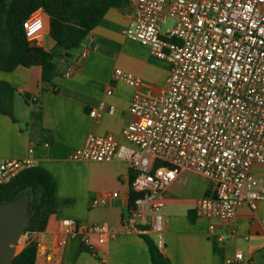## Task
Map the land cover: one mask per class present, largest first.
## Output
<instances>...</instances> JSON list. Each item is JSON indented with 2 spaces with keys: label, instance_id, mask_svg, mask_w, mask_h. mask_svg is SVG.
<instances>
[{
  "label": "built area",
  "instance_id": "obj_1",
  "mask_svg": "<svg viewBox=\"0 0 264 264\" xmlns=\"http://www.w3.org/2000/svg\"><path fill=\"white\" fill-rule=\"evenodd\" d=\"M129 4L132 19L125 35L168 62L166 85L152 95L154 86L114 70L111 81L135 89L129 109L135 119L124 127L123 136L136 147L121 146L113 136L92 134L73 152L72 160L130 163L131 190L139 196L123 218L128 233L147 216L152 217V230L161 233L162 217L155 211L164 207L170 185L188 173L213 185L212 193L196 203V215L233 225L241 206L256 210L264 200V184L253 174L255 165L264 164V0H130ZM46 18L40 8L24 23L34 46L42 44ZM168 19L173 25L162 33ZM113 93L110 88L108 94ZM91 116L96 117L97 111ZM35 166L32 159L1 160L0 185ZM117 197L111 193L93 199L91 205ZM62 230L69 237L81 235L83 247L93 255L116 237L106 224L80 226L71 219L62 221ZM210 230L214 233L215 227ZM218 240L224 242L222 236ZM102 260L107 262V257ZM242 260L243 252L238 251L228 263Z\"/></svg>",
  "mask_w": 264,
  "mask_h": 264
},
{
  "label": "crops",
  "instance_id": "obj_2",
  "mask_svg": "<svg viewBox=\"0 0 264 264\" xmlns=\"http://www.w3.org/2000/svg\"><path fill=\"white\" fill-rule=\"evenodd\" d=\"M131 14L130 4L110 9L86 43L72 50L69 57L56 59L57 74L51 84L43 83L39 66L0 71V82L16 90L13 117L0 111V161L32 159L49 171L57 184L58 212L45 232L26 237V242H38L36 264H53L51 258L56 264H153L147 239L158 245L172 264H229L238 251L243 252L240 264H257L264 252V200L257 203L256 210L241 206L233 225L201 218L195 213L196 203L212 193L213 185L199 174H183L168 188L164 207L155 211L162 217L163 231L154 232L152 217L147 216L128 233L123 218L131 211L134 172L130 163L120 159L102 163L72 160L73 152L92 134L113 136L121 146L136 147L123 136L124 127L135 119L129 112L135 89L111 81L114 70L154 86L152 95L166 85L168 62L125 35ZM49 31L47 17L40 47L60 53ZM110 88L114 89L112 95L108 94ZM94 110L96 117L91 116ZM46 143L50 146L45 147ZM253 174L264 184V164L255 165ZM111 193L119 197L107 204L91 205L93 199ZM68 219L80 226L106 224L116 237L93 255L83 247L81 235H64L62 221ZM104 255L107 262L102 260Z\"/></svg>",
  "mask_w": 264,
  "mask_h": 264
},
{
  "label": "trees",
  "instance_id": "obj_3",
  "mask_svg": "<svg viewBox=\"0 0 264 264\" xmlns=\"http://www.w3.org/2000/svg\"><path fill=\"white\" fill-rule=\"evenodd\" d=\"M130 0H0V71L13 72L19 66L42 68L44 84H51L57 74L56 59L70 56V52L86 43L89 34L112 8L124 9ZM43 8L49 17L51 39L60 53L32 45L25 34V21ZM16 90L0 82V111L13 117ZM134 176L132 177V180ZM57 184L49 171L41 166L21 171L7 184L0 185V204L13 200L25 192L31 193L32 217L24 234L30 236L46 231L51 218L58 212ZM139 195L131 190L130 202ZM153 264H172L147 239ZM38 242L29 239L13 264H36Z\"/></svg>",
  "mask_w": 264,
  "mask_h": 264
},
{
  "label": "water",
  "instance_id": "obj_4",
  "mask_svg": "<svg viewBox=\"0 0 264 264\" xmlns=\"http://www.w3.org/2000/svg\"><path fill=\"white\" fill-rule=\"evenodd\" d=\"M32 217L31 193L0 204V264H13L21 237L29 227ZM257 264H264V252Z\"/></svg>",
  "mask_w": 264,
  "mask_h": 264
},
{
  "label": "rangeland",
  "instance_id": "obj_5",
  "mask_svg": "<svg viewBox=\"0 0 264 264\" xmlns=\"http://www.w3.org/2000/svg\"><path fill=\"white\" fill-rule=\"evenodd\" d=\"M172 25H173V21L170 20V19H168V20L166 21V23L163 25L162 33H164L165 30L168 29V28H170ZM26 237H27L26 234H24V235L21 237V241H20L19 246H20V247L22 246V248L25 247Z\"/></svg>",
  "mask_w": 264,
  "mask_h": 264
},
{
  "label": "bare ground",
  "instance_id": "obj_6",
  "mask_svg": "<svg viewBox=\"0 0 264 264\" xmlns=\"http://www.w3.org/2000/svg\"><path fill=\"white\" fill-rule=\"evenodd\" d=\"M22 249H23L22 246H21V247L18 246V248H17V253H19Z\"/></svg>",
  "mask_w": 264,
  "mask_h": 264
}]
</instances>
